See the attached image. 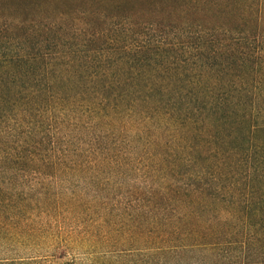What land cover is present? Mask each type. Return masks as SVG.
Segmentation results:
<instances>
[{
    "label": "trees",
    "instance_id": "obj_1",
    "mask_svg": "<svg viewBox=\"0 0 264 264\" xmlns=\"http://www.w3.org/2000/svg\"><path fill=\"white\" fill-rule=\"evenodd\" d=\"M67 122L105 130L109 168L67 158ZM121 122L160 131L147 188L106 179L131 167ZM70 164L94 190L71 208L154 251L135 264H264V0H0V237Z\"/></svg>",
    "mask_w": 264,
    "mask_h": 264
},
{
    "label": "rangeland",
    "instance_id": "obj_2",
    "mask_svg": "<svg viewBox=\"0 0 264 264\" xmlns=\"http://www.w3.org/2000/svg\"><path fill=\"white\" fill-rule=\"evenodd\" d=\"M68 119L71 121L70 116ZM129 123L124 130L122 122L119 123L113 134L118 148H122L131 157L130 170L126 172L127 175L118 171L114 172L115 174L108 172L106 179L111 178L112 183H123L126 190L129 187H133L132 190L144 189L153 183L149 164L154 160V146L142 145L144 141L155 139L160 131L152 127L139 138L138 129ZM104 135L103 129L88 130L85 126L79 128L74 125L71 127L68 122L67 127L63 129L59 126L55 131V137H58L57 146L60 138L68 150V159L74 161L80 151L79 153L84 154V159L87 156L88 167L91 165L93 168L95 164L101 169L109 164L108 160L107 163L103 162V147L106 142L109 143L108 137ZM96 139L97 145L94 144ZM94 151L98 153L95 158ZM74 166L70 164L62 176L43 175L28 181L25 192L28 198L33 196L34 201L28 208H20L18 213H11L9 221L20 222L22 231L16 233L11 228L0 237V264H135L141 259V254L154 252L136 251L135 248L139 246L132 239V233L130 236L126 233L121 235L115 230L108 233V226L106 229L103 227L107 209L101 207L98 216L92 215L91 211L74 212L70 205L75 193L81 194V198L86 202L94 195V190L89 184L92 171L87 170L86 166V172L77 174ZM112 167L115 165L112 164ZM117 167L119 166H116V170ZM103 178L105 179V174ZM46 184L51 192L55 193L54 195L58 193V198L61 199V205L56 209L54 207L52 214L48 212L41 191ZM122 194V189H116L112 194L114 197L118 196L116 204L124 201L122 197L125 196H121ZM100 195L104 198L105 191Z\"/></svg>",
    "mask_w": 264,
    "mask_h": 264
}]
</instances>
